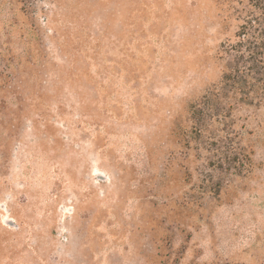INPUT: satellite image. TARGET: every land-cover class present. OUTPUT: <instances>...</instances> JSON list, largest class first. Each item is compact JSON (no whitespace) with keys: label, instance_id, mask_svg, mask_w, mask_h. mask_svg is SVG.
<instances>
[{"label":"rangeland","instance_id":"374dc122","mask_svg":"<svg viewBox=\"0 0 264 264\" xmlns=\"http://www.w3.org/2000/svg\"><path fill=\"white\" fill-rule=\"evenodd\" d=\"M34 7L49 78L17 66L29 31L10 26L0 0V53L32 98L12 127L16 84L0 94V264H264V107L234 114L253 169L218 196L207 155L180 142L190 103L220 81L217 51L238 30L240 6Z\"/></svg>","mask_w":264,"mask_h":264},{"label":"trees","instance_id":"16d2710c","mask_svg":"<svg viewBox=\"0 0 264 264\" xmlns=\"http://www.w3.org/2000/svg\"><path fill=\"white\" fill-rule=\"evenodd\" d=\"M7 1L14 16L20 18H14L10 26L29 31L25 37V57L20 58L17 66L38 67L34 72L38 75L43 73V78H49L48 49L42 39L41 27L35 22L34 6L40 0ZM232 1L240 6L234 12L238 13L241 23L233 39L222 42L217 51V60L222 68L220 81L197 101L190 103L189 125L182 131L180 140L185 149L207 155L209 169L217 178L210 192L216 196L233 178L247 176L253 169L251 153L238 142L240 134L235 131L234 114L244 109L259 111L264 107V0ZM33 42L38 45L35 46ZM5 58L0 53L3 64L0 70V94L7 86L16 84L13 92L20 106L12 113V122H8L16 127L31 106L32 98L23 95L21 86L14 82H17V77L7 73L12 64L10 60L6 62ZM45 83L47 79L40 83L39 93L45 90ZM6 111L5 104L0 101V117ZM4 123L0 119V126Z\"/></svg>","mask_w":264,"mask_h":264}]
</instances>
